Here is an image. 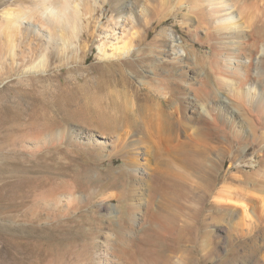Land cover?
Instances as JSON below:
<instances>
[{"label":"bare ground","instance_id":"1","mask_svg":"<svg viewBox=\"0 0 264 264\" xmlns=\"http://www.w3.org/2000/svg\"><path fill=\"white\" fill-rule=\"evenodd\" d=\"M160 2L0 0V75L12 74L21 68L30 74L29 91L23 94V102L26 101L23 109L28 113L26 122L31 129L19 140L18 147L34 157L45 151H67L82 157L88 167L92 165L91 159L98 163L123 160L119 169L101 170L97 165V178L81 194L59 186L42 191L36 181L23 178L13 183L12 188L17 193H22L29 183L34 198L29 206L21 202L19 207L13 203L11 208L18 210L19 218L37 221L43 215L67 218L87 208L92 202L91 193L106 180L113 181L112 187L121 188L120 193L110 194L108 199H115L119 204L120 212L114 211L116 216L129 218L132 227H140L141 241L125 239L108 248L100 247L90 264H161L152 248L154 242L164 243L172 251L179 250L185 237L198 231L203 206L210 197L225 196L228 202H233L229 187L218 191L222 166L218 170L214 168L212 156L232 150L229 144L232 138L241 145L245 137L230 131L221 132L217 122L209 120H203L201 128L195 127L202 121L194 116L198 103H203L202 106L221 103L218 91L223 92L239 107L253 139L264 140V96L255 100L252 91L259 82L250 74L253 66L246 64L261 45L264 48V28L257 26L238 31L236 25L211 20L213 10L205 16L204 11L201 12L195 23H189L187 29L194 38L193 46L205 42L213 55L210 69H204L205 77L200 80L202 88L195 91L194 100L183 84L190 85L188 82L195 80L197 68L178 63L184 70L166 71L165 63H146L144 52L137 60H132L137 46L153 49L158 43L160 46L166 43L165 38L162 43L159 39L149 42L150 34L166 22L165 17L160 18ZM213 2L192 0L191 4L194 9L205 10V5L213 7ZM97 5L100 8L96 9ZM95 41L100 62L86 67L87 49H94ZM194 56L200 64L201 58ZM262 59L258 77L264 86ZM55 61L60 62V74L43 75L53 69ZM70 63L74 66L69 76L63 77L64 66ZM108 64L114 68L110 73L106 71L109 68H105ZM142 66L153 68L155 76H144L140 71ZM128 70L136 78L144 79L140 87L133 84ZM78 72L83 73L84 78L94 77L80 85ZM52 80L56 84H49ZM4 105L0 104V116L12 108ZM112 111L117 116H112ZM160 136L165 138L164 144L155 141V137ZM145 156L154 158L156 167L150 170L149 189L142 188L136 195L134 192L138 190L132 191L118 175H124L127 169L140 175L139 157ZM252 178L255 184H263L264 193V160ZM240 199L249 200L238 195ZM238 204L243 207L244 221L253 219L254 215L258 225H264V212L258 217L253 207L250 213L249 205ZM228 206L225 210L232 213ZM231 216H235L234 212ZM256 226L253 222L250 224L252 229Z\"/></svg>","mask_w":264,"mask_h":264},{"label":"rangeland","instance_id":"2","mask_svg":"<svg viewBox=\"0 0 264 264\" xmlns=\"http://www.w3.org/2000/svg\"><path fill=\"white\" fill-rule=\"evenodd\" d=\"M191 2L192 0H161V6H158L160 18L165 17L166 22L150 34L149 42L154 39L163 42L162 38H165L166 43L162 46L158 43L153 49L146 45L137 46L133 50L132 60H137L138 56L144 52L146 63L149 61L150 65L165 63L166 71L169 69L180 72L184 70V67H181L184 63L197 68L195 80L188 82L190 85L183 84L187 94L195 100V91L202 88L200 80L205 77L204 69H210L213 55L205 42L193 46L194 38L187 29L189 23L192 21L195 23V18L200 16L201 12L204 11L205 16L213 10L215 14L211 20L228 26L236 25L235 28L238 31L242 28L250 30L257 26L264 28V0H214L213 7L206 4L205 10L194 9ZM98 7L97 5L96 9ZM221 16L223 18H220ZM106 17H109V13H106ZM157 25L158 23L155 24ZM99 26L98 23L97 28ZM46 40L45 38L44 41ZM87 50L86 67L99 63L97 42L94 44V49ZM262 50L264 48L261 45L260 49L258 48L250 56L251 58L246 60V64L253 66L250 71L251 76L253 75V78L259 82L255 84L257 87H254L256 92L252 91L255 100L264 96V86L263 83L260 84L258 77L260 64L264 58ZM195 54L201 58L200 64L197 63ZM73 66L71 63L64 66L63 77L69 76L68 72ZM60 67V62H56L53 69L43 75L60 74ZM105 68L109 73L114 69L110 64ZM140 71L146 77L155 76V71L151 67L142 66ZM24 72L27 73V69L21 68L15 73L0 75V104L13 108L10 111L5 110L0 116V264H90L92 256L100 247L108 248L125 239L139 243L142 236L140 227H132L129 218L121 219L119 215L116 216L114 211L120 212L119 204L115 199H108L110 194L117 195L121 191V188L111 186L113 181H104L91 193L90 205L67 218H47L44 215L38 221L28 217L19 218L18 210L11 208L13 203L19 207L21 202L28 206L33 202L34 194L28 188L29 183L22 193H17V190L12 188L13 183H17L19 179L36 181V185L42 191H51L59 186L65 191L70 189L76 194H81L87 191V188L93 184L92 181L97 178L98 171L95 169L97 165L101 170L110 167L119 169L123 166V160L120 159L100 162L102 164L91 159L90 163L93 166L88 167L82 157L68 154L67 151H45L34 157L20 149L19 140L25 138L31 129L26 122L29 118L28 113L23 109L26 104V101L23 102V94L29 91L28 76L30 74ZM127 74L136 87L142 85L144 79L136 78L129 70ZM82 75L81 72L76 75L81 77L80 85L94 77L93 75L87 77V73H85L87 78ZM52 81L49 84H56V81ZM45 84L48 85V83ZM218 92L221 103L212 102L203 106V103L197 104L194 116L202 121H199L195 127L201 128L203 126L201 123H205L203 120H209L212 123L217 122L223 130L221 132L230 131L245 137L241 145L234 142L232 138L229 143L232 150L212 156L213 164L216 166L213 167L218 170L222 166L218 178V191L229 187L233 194V202H228L225 196L221 199L210 197L203 206L198 231L187 235L185 243L179 250L172 251L169 247L166 248V244L154 242L152 248L155 250V256L161 259V264H255L256 261L264 264V225H258L254 215H252L253 219L244 221L243 207L238 204L240 202L249 205L250 213L253 207L258 217L264 212L263 184H255L252 178L253 173L257 172L263 164L264 140L260 139L256 142L257 140L253 139L239 107L226 94ZM116 109H118L117 106ZM188 115L192 114L188 113ZM112 116L117 114L115 115L112 111ZM155 141L164 144L165 138L155 137ZM138 165L142 170L140 175L132 173L129 169L124 175H118V178L128 184L132 191L138 190L134 192L136 195L142 192V188L148 190L151 186L150 170L156 167V161L150 156L139 157ZM249 175H251L250 179ZM225 178L228 180H224ZM238 195L246 196L249 200L242 202L241 199L238 200ZM255 204L257 206L254 208ZM227 206L232 208L235 216H231L233 212L229 213L225 210ZM252 222L257 225V228H250Z\"/></svg>","mask_w":264,"mask_h":264}]
</instances>
